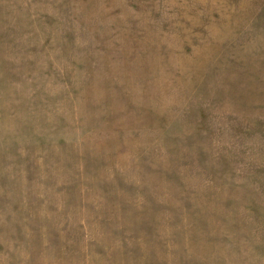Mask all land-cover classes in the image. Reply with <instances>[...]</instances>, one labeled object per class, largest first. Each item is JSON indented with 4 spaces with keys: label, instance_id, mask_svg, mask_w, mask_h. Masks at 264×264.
Listing matches in <instances>:
<instances>
[{
    "label": "rangeland",
    "instance_id": "obj_1",
    "mask_svg": "<svg viewBox=\"0 0 264 264\" xmlns=\"http://www.w3.org/2000/svg\"><path fill=\"white\" fill-rule=\"evenodd\" d=\"M0 264H264V0H0Z\"/></svg>",
    "mask_w": 264,
    "mask_h": 264
}]
</instances>
